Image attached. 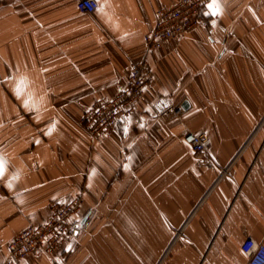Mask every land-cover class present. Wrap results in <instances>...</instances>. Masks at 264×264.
Returning <instances> with one entry per match:
<instances>
[{"label": "crops", "instance_id": "0c3cea01", "mask_svg": "<svg viewBox=\"0 0 264 264\" xmlns=\"http://www.w3.org/2000/svg\"><path fill=\"white\" fill-rule=\"evenodd\" d=\"M78 1L0 0V264L76 198L86 226L22 264H246L243 242L264 243V0H218L209 28L153 52L144 36L178 0ZM143 59L136 112L93 139L82 116Z\"/></svg>", "mask_w": 264, "mask_h": 264}, {"label": "built area", "instance_id": "2783aa9c", "mask_svg": "<svg viewBox=\"0 0 264 264\" xmlns=\"http://www.w3.org/2000/svg\"><path fill=\"white\" fill-rule=\"evenodd\" d=\"M211 0H178L169 8L157 11L154 28L144 36L148 52H153L170 40H178L196 28H209L208 4ZM81 12L93 13L99 8L98 0H79ZM153 72L147 59L133 61L129 68L127 85L117 95L94 102L80 120L81 126L93 139L103 138L111 133L118 120L129 118L138 108ZM181 115L183 109H175ZM185 143L195 152H205L211 139L205 134L188 133ZM82 202L76 198L68 203L53 205L49 220L39 225H30L16 234L8 244V258L4 264H22L32 254H58L65 242L72 238L76 217ZM86 224L81 227L83 229ZM247 257L246 264H264V243L248 237L241 247Z\"/></svg>", "mask_w": 264, "mask_h": 264}, {"label": "snow or ice", "instance_id": "6c2138e0", "mask_svg": "<svg viewBox=\"0 0 264 264\" xmlns=\"http://www.w3.org/2000/svg\"><path fill=\"white\" fill-rule=\"evenodd\" d=\"M208 7L212 10V14H218L219 13V2L218 0H211V3H209ZM3 172L2 164H0V174Z\"/></svg>", "mask_w": 264, "mask_h": 264}, {"label": "water", "instance_id": "95a60500", "mask_svg": "<svg viewBox=\"0 0 264 264\" xmlns=\"http://www.w3.org/2000/svg\"><path fill=\"white\" fill-rule=\"evenodd\" d=\"M88 216L84 217L83 220L75 225L74 235L77 236L79 234L80 228L83 227L87 222Z\"/></svg>", "mask_w": 264, "mask_h": 264}, {"label": "rangeland", "instance_id": "374dc122", "mask_svg": "<svg viewBox=\"0 0 264 264\" xmlns=\"http://www.w3.org/2000/svg\"><path fill=\"white\" fill-rule=\"evenodd\" d=\"M81 220V218H78L77 221L79 222ZM73 237V236H72Z\"/></svg>", "mask_w": 264, "mask_h": 264}]
</instances>
